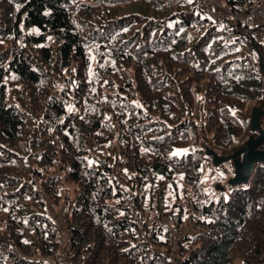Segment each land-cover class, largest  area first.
<instances>
[{
  "label": "trees",
  "instance_id": "1",
  "mask_svg": "<svg viewBox=\"0 0 264 264\" xmlns=\"http://www.w3.org/2000/svg\"><path fill=\"white\" fill-rule=\"evenodd\" d=\"M219 1L242 18L259 2ZM202 2L0 0V264H60L64 249L69 264H264V163L202 187L207 150L259 136L264 50Z\"/></svg>",
  "mask_w": 264,
  "mask_h": 264
},
{
  "label": "rangeland",
  "instance_id": "2",
  "mask_svg": "<svg viewBox=\"0 0 264 264\" xmlns=\"http://www.w3.org/2000/svg\"><path fill=\"white\" fill-rule=\"evenodd\" d=\"M260 4L264 7V0H259ZM218 5H222V2H218ZM261 6V7H262ZM262 7V8H263ZM217 8H219L218 10L214 11V17L217 19V22L222 24L224 19H231L230 16L228 15V9L224 8V5L222 6H218ZM213 9V8H211ZM228 36L232 39L234 38L236 35L234 32H229ZM44 45H46V43H44ZM238 51L245 53L247 51V46L244 44L239 45L238 47ZM254 105H249V108H251V111H253ZM252 116V113H251ZM250 136H247L244 140L243 143L245 144V142L249 139ZM232 155V154H231ZM230 156V155H229ZM228 157V156H227ZM233 168L235 169L234 163H230V162H226L225 164L221 165V166H215L213 161L212 164L210 165L209 161H205V167L202 168L203 171V177H202V187L203 189L211 194H214L216 187L217 186H227V183L230 182V180L234 177L231 178L230 176V171L233 170ZM160 173V172H159ZM235 175V173H234ZM188 194L189 197H191L192 199L194 198V192L193 190L188 187ZM158 196L159 197H163L164 199V205H167L166 207H172V205H168L171 202H169V194L166 188V183L165 182H161L158 185ZM180 200L176 201L177 203H181L182 206L184 207L186 214L189 216H185L184 217V227L181 228L182 233H193L196 229L197 226L195 224V222L193 220H191V214H195L197 213L196 209L193 208V204L188 200V198L183 197L182 193L180 192ZM66 207H63L65 206ZM67 205L68 203L64 204V202H61L60 204L56 205V209L54 210L50 208V213L52 215L55 216L58 225L61 229H65L64 226V215H65V211L67 210ZM161 224L165 227H169L171 224V217H163ZM172 228H174V226H172ZM175 230V228H174ZM178 230H175V233L178 235V232H176Z\"/></svg>",
  "mask_w": 264,
  "mask_h": 264
},
{
  "label": "water",
  "instance_id": "3",
  "mask_svg": "<svg viewBox=\"0 0 264 264\" xmlns=\"http://www.w3.org/2000/svg\"><path fill=\"white\" fill-rule=\"evenodd\" d=\"M261 118H264V110L255 107L252 111L250 127L252 132L259 133L258 137L251 135L244 146L228 157H221L218 153L207 150V155L213 158L215 166H221L226 162L232 161L235 166V175L230 180L232 185L247 183L257 163H264V131L260 128ZM159 165L154 166L158 171ZM160 172V171H159Z\"/></svg>",
  "mask_w": 264,
  "mask_h": 264
},
{
  "label": "built area",
  "instance_id": "4",
  "mask_svg": "<svg viewBox=\"0 0 264 264\" xmlns=\"http://www.w3.org/2000/svg\"><path fill=\"white\" fill-rule=\"evenodd\" d=\"M220 2L219 0H203V5L207 9L211 10H218V5L217 3ZM262 5L260 2H256L252 9L250 10L249 14L247 15L246 18H242L240 15L232 13L228 9V15L236 22L242 23L243 25L246 23L249 27L252 29L256 30V40L258 41V44L261 46V48L264 50V7H261ZM225 8V7H224ZM133 213L135 214L139 224L142 226L145 222L143 215L139 214L136 212L135 208L133 207ZM143 238H146V235L143 234ZM49 264H55L52 261H48ZM60 264H69V257L67 255V249H64L63 251V256L61 259Z\"/></svg>",
  "mask_w": 264,
  "mask_h": 264
}]
</instances>
